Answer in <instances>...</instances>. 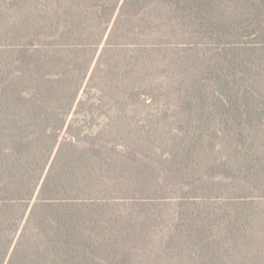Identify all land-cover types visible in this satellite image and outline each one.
<instances>
[{"label": "trees", "instance_id": "obj_1", "mask_svg": "<svg viewBox=\"0 0 264 264\" xmlns=\"http://www.w3.org/2000/svg\"><path fill=\"white\" fill-rule=\"evenodd\" d=\"M0 264H264V0H0Z\"/></svg>", "mask_w": 264, "mask_h": 264}, {"label": "rangeland", "instance_id": "obj_2", "mask_svg": "<svg viewBox=\"0 0 264 264\" xmlns=\"http://www.w3.org/2000/svg\"><path fill=\"white\" fill-rule=\"evenodd\" d=\"M164 103H161V105H163Z\"/></svg>", "mask_w": 264, "mask_h": 264}]
</instances>
